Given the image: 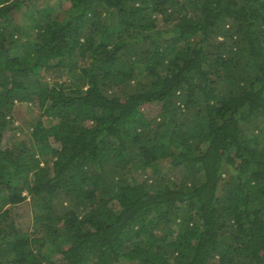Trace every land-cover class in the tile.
Listing matches in <instances>:
<instances>
[{"label": "trees", "instance_id": "obj_1", "mask_svg": "<svg viewBox=\"0 0 264 264\" xmlns=\"http://www.w3.org/2000/svg\"><path fill=\"white\" fill-rule=\"evenodd\" d=\"M63 1L0 0V264H264V0Z\"/></svg>", "mask_w": 264, "mask_h": 264}, {"label": "rangeland", "instance_id": "obj_2", "mask_svg": "<svg viewBox=\"0 0 264 264\" xmlns=\"http://www.w3.org/2000/svg\"><path fill=\"white\" fill-rule=\"evenodd\" d=\"M43 1V6L48 5V3H55L54 5H57V3H62V0H47L48 3ZM66 1V0H64ZM63 1V2H64ZM66 3H64L65 5ZM66 7V6H65ZM58 12L61 11L60 6H56ZM98 9V8H97ZM62 12V11H61ZM24 12H18L15 14L16 19H13V23L17 24V22H22L23 24L26 25V28H28L30 24V20L26 15H23ZM64 14V13H62ZM25 22V23H24ZM116 39V38H115ZM114 39V40H115ZM83 62V61H82ZM68 75H59L56 73H53V71H47L43 72L42 79L39 81V84L45 83V84H53L54 82H62V80L67 79ZM147 74L145 71L142 72L141 78L146 77ZM145 80H150V78H146ZM144 80V81H145ZM38 84V85H39ZM87 88V87H86ZM34 90V89H33ZM32 91V90H31ZM33 92V91H32ZM110 93V91H109ZM155 106V109L157 108V104H152ZM147 107V105H146ZM150 107V106H149ZM43 110L40 107L39 103L37 102H31V101H16L14 110L10 113L9 118L13 119L14 122L12 127H14L13 130H9L8 133H6L7 139H10L12 141H15L16 143H25L24 146L29 147L30 146V139L32 138L30 136L31 132V127L34 123V121L38 119L44 120ZM255 121L254 124H250L246 122L243 125V128L246 132L247 135H254L252 138L253 142L251 143V146H257L259 148H264V117L258 118L255 115ZM50 122V121H48ZM51 123V122H50ZM250 138V137H249ZM162 175H164L166 178H169L172 183H174L175 179L173 177V170H169L167 166H162ZM130 176V173H129ZM56 209L58 206H60L59 201L55 200V203L53 205ZM173 207V206H172ZM182 207V206H181ZM14 213L16 214V219H18V225L20 226L21 231H29V232H34L37 231L38 234H43L40 231L43 230L44 228V222L41 220H35L37 218L36 214L38 212H35L34 209V202L31 200V198H28L27 201L24 203L17 205L13 208ZM173 216H171L172 218ZM174 219V217H173ZM180 219H178L177 223H174L173 226L174 228H177L179 225Z\"/></svg>", "mask_w": 264, "mask_h": 264}]
</instances>
